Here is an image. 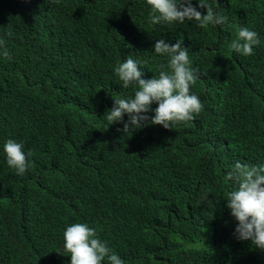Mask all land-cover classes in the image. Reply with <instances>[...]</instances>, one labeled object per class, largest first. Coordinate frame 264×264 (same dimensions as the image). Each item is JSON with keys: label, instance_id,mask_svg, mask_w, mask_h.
<instances>
[{"label": "trees", "instance_id": "obj_1", "mask_svg": "<svg viewBox=\"0 0 264 264\" xmlns=\"http://www.w3.org/2000/svg\"><path fill=\"white\" fill-rule=\"evenodd\" d=\"M192 1L195 6L197 0ZM81 3L84 4V0H65L60 4L58 14L66 17L63 23L53 21L47 8L38 7L18 16L8 26L0 25V39L5 41L13 57L11 61L0 57L1 63L18 60L17 65L32 78L31 83H22L20 91L22 101H26L23 115L13 116L11 122L20 133L14 138L24 143L25 152H35L31 158L34 167L20 176L8 166L3 153L7 138L3 140L4 136H0V264H70V256L62 260L43 257L37 252L61 250L58 236L50 237L55 226L50 215H64V195L83 174L104 182L100 192L94 195L96 200L81 209L85 211L83 219L94 222V225L88 223L98 231L101 240L108 241L112 235L106 230L105 223L109 220L115 226L112 244L123 236L124 226L139 227L135 232H140L143 241L132 258H121L124 264H190L180 247L188 234L178 237L164 233L155 210L161 212V207H168L175 211L171 219L175 225H185L188 232V226L195 221L208 220V212L194 215L199 180H220V173H227L237 162L264 164V121L260 123V113L248 109V118L254 123L250 138L233 139L230 152H223L216 160L210 156L217 155L210 151L213 145L204 144L183 131L165 132L163 127L148 124L125 133L107 125L106 132L95 133L92 139L96 150L109 158L106 175L78 157L80 142L77 139L62 134L69 127L84 130L83 112L92 101L106 95L116 99L132 96L136 88L125 89L120 85L114 68L129 57L149 64L150 56L156 54L154 44L160 38L172 44L183 41L192 67L194 64L205 73L201 77L210 86L220 66L219 74L222 73L224 79L228 77L229 86L243 98L247 92L243 83L245 71L238 65L224 63L223 59L227 58L229 45L239 29H256L261 35L257 53L247 57L232 54L231 57L236 58L238 64H252L264 74V0H206L228 17L224 24H210L206 29L199 27L196 21L153 24L146 0H90L88 3L97 13V23L85 25L82 24ZM198 10L206 12V9ZM64 34L70 39L61 41L58 35ZM26 50L39 59L40 65L24 59ZM167 60L168 57L159 55L150 73H159ZM204 88L205 84L200 81V91ZM156 106L153 104V108ZM232 107L239 109L233 99ZM226 121L232 122L231 119ZM214 130L229 133L219 126ZM96 131H100V126H96ZM200 152L202 156L194 159ZM160 158L177 163L176 167L164 161L160 162L166 167L164 170L142 167ZM200 159H211L212 170ZM65 172L67 182L60 180V173L64 176ZM118 205L131 207L137 220L130 217L125 222L117 221ZM168 214L167 210L163 217L167 219ZM223 244L228 255L218 246L201 248L198 241H194L193 249L205 257L207 264H223L228 256L234 264H264V250L252 246L251 242L244 251Z\"/></svg>", "mask_w": 264, "mask_h": 264}, {"label": "clouds", "instance_id": "obj_2", "mask_svg": "<svg viewBox=\"0 0 264 264\" xmlns=\"http://www.w3.org/2000/svg\"><path fill=\"white\" fill-rule=\"evenodd\" d=\"M64 1L0 0V25L8 26L18 16H24L30 9L38 7L47 8L53 21L63 23L66 17L59 15L58 9ZM89 1L84 0V4L81 3L84 11L82 24L96 25L97 13ZM146 4L149 6L150 21L153 24L171 25L196 21L199 27L206 29L210 24L222 25L228 19L206 3V0H197L195 6L192 0H146ZM198 9H206V12ZM58 36L61 37V41L70 39L65 34ZM260 37L258 30L242 27L229 45L227 58L223 59L224 63L227 61V64L238 65L245 71L243 83L247 92L243 98L229 86L228 77L224 79L222 73L219 74L220 66L217 71L218 80L216 76L210 86L205 78L201 77L205 73H201L194 64L192 67L188 47L183 45V41L177 40L172 44L160 38L154 44L156 54L150 56L149 64L129 57L114 68L120 85L125 89L133 86L136 88L132 90V96L127 99H116L117 97L106 95L102 99L92 101L83 112L84 130L78 126L74 128L68 126L69 130L62 135L69 139H77L80 142L77 149L78 157L96 166L104 175L109 158L96 150L92 139L95 133L106 132L104 127L107 125L110 129L116 128L125 133L148 124L163 127L166 129L165 132L183 131L204 144L207 142L213 145L210 151L219 156L213 154L210 156L216 160L224 155L223 152H230L233 139L243 141L250 138L254 131V123L248 118L250 116L248 109L260 113V123L264 121V74L252 64L245 62L238 64V60L231 57L232 54L247 57L257 53L256 50L261 43ZM159 55L168 57L167 64L161 65L159 73H150L152 64ZM0 57L9 61L13 59L3 39H0ZM24 57L29 63L40 65L39 59L32 53L27 51ZM17 63L18 60L8 64L0 61V136H4L3 140L7 138L3 153L6 154L4 158L6 157L8 166L15 169L16 174L23 176L34 167L31 158L35 152L33 150L25 152L24 143L14 138L20 136V133L11 121L13 116L23 115L26 101H22L20 91L22 83L29 84L32 78ZM143 65L147 66L145 70ZM165 67L168 70H164ZM146 77L149 79H144ZM200 81L205 84L203 91L199 89ZM232 99L239 104L238 110L232 107ZM153 104L157 106L153 108ZM228 112L230 114L225 117ZM226 119H231L232 122ZM96 126H100V131H96ZM218 126L226 128L229 133L215 131ZM200 156L202 152L195 154L194 159ZM161 161L175 167L177 164L160 158L158 162L150 160L148 165L142 167L151 170L161 167L164 170L166 167L161 166ZM200 161L205 167L213 168L211 159ZM74 166L78 167L76 164ZM81 178L64 195V215L56 213L50 215L55 224L52 228L54 233L50 237L55 239L58 236L62 245L61 250L59 252L41 250L37 253L43 257L53 256L62 260L70 256V264H124L122 259L132 258L135 252L138 253V244L143 241L140 232H135L139 227L128 229V226H124L123 236L118 237L116 243L112 244L115 226L112 220H109L105 225L108 233L112 235L108 241L101 240L98 231L88 223L94 225V222L85 221L83 219L85 211L81 209L90 201L96 200L94 195L100 192L104 182L89 174H83ZM218 178L220 180L217 181L214 178L205 182L199 180L198 199L193 207L194 215L208 212V220H197L191 226L187 225L189 232L185 225H175L171 219L175 211L167 209L168 207H161V212L160 209L155 210L164 233H173L178 237L188 234L180 247L190 264H207L205 257L193 249L194 241H198L201 248H211L214 245L226 253L223 242L230 248L240 251H244L250 242L252 246L264 250V164L249 165L237 162L227 173H220ZM63 179L64 182L69 179L66 172L64 176L60 173V180ZM167 210L169 214L165 219L163 214ZM130 217L137 220L132 208L118 205L116 220L125 222ZM228 258L225 257L223 264H234Z\"/></svg>", "mask_w": 264, "mask_h": 264}]
</instances>
